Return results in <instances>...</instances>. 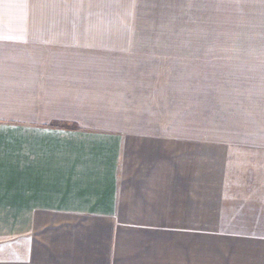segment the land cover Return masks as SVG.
Instances as JSON below:
<instances>
[{
    "label": "crops",
    "instance_id": "obj_1",
    "mask_svg": "<svg viewBox=\"0 0 264 264\" xmlns=\"http://www.w3.org/2000/svg\"><path fill=\"white\" fill-rule=\"evenodd\" d=\"M112 1L0 0V264H264V75L222 94Z\"/></svg>",
    "mask_w": 264,
    "mask_h": 264
},
{
    "label": "rangeland",
    "instance_id": "obj_2",
    "mask_svg": "<svg viewBox=\"0 0 264 264\" xmlns=\"http://www.w3.org/2000/svg\"><path fill=\"white\" fill-rule=\"evenodd\" d=\"M90 4L78 2L79 9ZM111 9L103 24L127 26L137 42L173 43L160 52L192 74L207 72L209 86L217 78L222 94L229 79L245 80L239 85L246 90L264 75V0H113Z\"/></svg>",
    "mask_w": 264,
    "mask_h": 264
}]
</instances>
